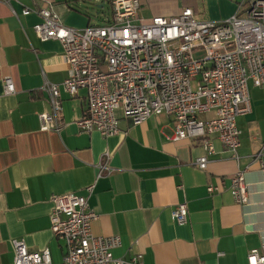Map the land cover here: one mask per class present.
Returning a JSON list of instances; mask_svg holds the SVG:
<instances>
[{
	"label": "crops",
	"instance_id": "0c3cea01",
	"mask_svg": "<svg viewBox=\"0 0 264 264\" xmlns=\"http://www.w3.org/2000/svg\"><path fill=\"white\" fill-rule=\"evenodd\" d=\"M249 0H140V15L173 17L191 8L198 19L218 21L249 7ZM51 7L62 23L75 29L95 25L111 10L110 0H17L0 2V264H14V242L30 251L49 249L54 263L65 243L51 231L52 198L86 195L99 215L93 233L120 236L115 258L143 254L144 264H248V255L264 241V86L250 83L252 110L237 118L239 156L213 138L206 170L195 166L204 155L198 140H173L174 123L153 116L140 125L121 118L119 134L105 138L83 132L77 122L87 111L85 89L75 97L62 92L64 127L41 132L38 115L50 109L47 82L60 84L69 75L62 45L43 42L34 30L40 18L20 15L24 8ZM11 77L16 92L4 94ZM212 111L204 119L213 118ZM106 153L113 172L97 178ZM258 155H261L257 158ZM246 171L247 205L237 204L230 178ZM208 185L220 188L213 194ZM186 202L189 221L179 225L172 211Z\"/></svg>",
	"mask_w": 264,
	"mask_h": 264
},
{
	"label": "built area",
	"instance_id": "2783aa9c",
	"mask_svg": "<svg viewBox=\"0 0 264 264\" xmlns=\"http://www.w3.org/2000/svg\"><path fill=\"white\" fill-rule=\"evenodd\" d=\"M17 0H0L11 4ZM244 11L218 21L198 19L191 8L177 16L140 15V0H110V21L75 29L62 23L51 7L24 8L18 14H36L34 30L41 41H58L63 48L68 77L60 84L47 82L50 109L38 115L41 132L59 133L64 127L62 92L75 97L87 91L85 116L77 122L86 133L98 131L108 138L119 134L121 118L140 125L153 116L173 120V140H198L204 155L195 166L206 170L217 139L238 162L241 130L237 118L252 110L250 83L264 86V0H249ZM195 83V88L193 86ZM16 92L11 77L4 79V94ZM214 112L213 118L204 116ZM120 114V117L117 115ZM261 155H258L259 158ZM110 154L97 164L98 175L111 174ZM261 171L264 173V163ZM230 192L237 204L249 202L246 171L231 178ZM74 193L54 196L51 231L64 241L65 255L54 263L49 249L32 252L23 240L14 242V264H144L143 254L115 258L120 236H99L93 224L99 215L89 197ZM220 188L208 185L210 194ZM172 219L183 226L189 221L186 202L172 211ZM248 264H264V241L248 255Z\"/></svg>",
	"mask_w": 264,
	"mask_h": 264
},
{
	"label": "rangeland",
	"instance_id": "374dc122",
	"mask_svg": "<svg viewBox=\"0 0 264 264\" xmlns=\"http://www.w3.org/2000/svg\"><path fill=\"white\" fill-rule=\"evenodd\" d=\"M111 14H112V10L109 13H107L105 17L102 16L99 18V16H97V18L94 19L95 26L97 25L101 26V25L106 24V22L110 21V18L112 17ZM193 86L195 88V83H193ZM117 115L120 117L119 113H117Z\"/></svg>",
	"mask_w": 264,
	"mask_h": 264
}]
</instances>
